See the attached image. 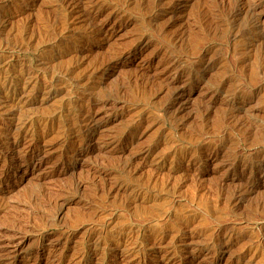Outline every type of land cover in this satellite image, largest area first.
Segmentation results:
<instances>
[{
  "label": "rangeland",
  "instance_id": "374dc122",
  "mask_svg": "<svg viewBox=\"0 0 264 264\" xmlns=\"http://www.w3.org/2000/svg\"><path fill=\"white\" fill-rule=\"evenodd\" d=\"M0 264H264V0H0Z\"/></svg>",
  "mask_w": 264,
  "mask_h": 264
},
{
  "label": "bare ground",
  "instance_id": "6f19581e",
  "mask_svg": "<svg viewBox=\"0 0 264 264\" xmlns=\"http://www.w3.org/2000/svg\"><path fill=\"white\" fill-rule=\"evenodd\" d=\"M63 2H64V1H63ZM65 2H66V1H65ZM72 2H73V1H72ZM77 2H78V1H77ZM67 3H68V2H67ZM79 3H80V2H79ZM73 4H74V3H73ZM75 4H76V3H75ZM66 5H68V4H65V6H66ZM70 5H71V4H70ZM72 6H74V5H72ZM69 7H70V6H69ZM71 9H72V7H71ZM71 9H70V10H71ZM65 10H66V9H65ZM70 10H69V11H70ZM73 10H74V9H73ZM87 10H88V9H87ZM74 11H75V10H74ZM88 11H89V10H88ZM68 13H69V12H68ZM85 14H86V13H85ZM180 96H181V95H180ZM177 98H178V97H177ZM178 99H179V98H178ZM178 99H177V100H178ZM178 101H179V100H178ZM182 108H183V107H182Z\"/></svg>",
  "mask_w": 264,
  "mask_h": 264
}]
</instances>
